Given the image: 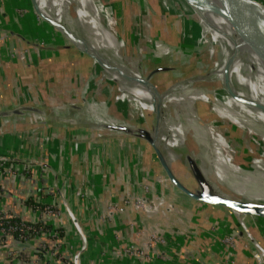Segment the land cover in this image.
<instances>
[{"label": "crops", "instance_id": "crops-1", "mask_svg": "<svg viewBox=\"0 0 264 264\" xmlns=\"http://www.w3.org/2000/svg\"><path fill=\"white\" fill-rule=\"evenodd\" d=\"M40 1L38 3L46 17L54 22L61 20V15L48 9V5ZM57 25L61 26L58 23ZM2 35H7L8 38L0 42V110L36 103L57 104L46 92L50 86L42 85V82L52 85L55 83L58 87L61 81L68 87L72 80L82 79L83 72L78 63L80 60L84 63L83 59L67 42L60 39L58 32L32 11L25 0L0 1V36ZM22 49L29 53L25 62L11 56V53H18ZM87 72L91 74L89 70ZM64 91L67 93L69 89L64 88ZM75 99L79 101V98ZM78 112L91 111L86 107ZM77 116H73L74 124L68 127L49 119L50 124L46 129L38 127L41 124L35 118H0V156L14 158L9 165H5L7 169H3L0 164V211L30 223L45 222L63 230L59 237L42 235L27 244L12 235L6 236L3 241L6 245L0 247V264H72L73 253L80 246V238L66 209L62 206L60 214L49 213L41 206L32 204L33 201H43L53 205L59 201L52 185V169L60 172V179L62 178L63 185L70 192L86 174L93 198L104 194L106 199H111V192L115 191L114 186L117 185L114 178L118 175L128 173L127 176H131L132 180L145 179L146 176L150 180V176L152 177L154 172L148 169L146 163L152 155H149V146L143 140L119 137L96 140L99 130L92 125L91 119L84 115ZM42 130L56 137L53 141L51 139L48 148L37 142V136H40ZM71 137L77 139V146H74ZM105 144L108 149L109 168L99 165V155L103 154L102 146ZM132 148H136V151ZM203 150L206 155L202 154L204 159L199 161L206 160L209 164L218 166L219 170V174L211 171L212 173L204 175L220 193L229 194L227 186L229 180L234 179V193L239 201L258 200L264 195V159L254 158L250 165L244 160L235 176L232 171V158L235 155L229 147H224L217 155L207 149ZM124 153L127 154L124 159H132L122 166L120 161ZM227 157L230 159L226 160ZM35 161L45 162L46 166L43 168ZM13 164L16 166L15 170H9ZM83 166H87L86 171ZM244 166L246 172L249 171L248 188L242 183V179L246 178L242 176ZM162 170L164 171L163 167ZM158 173L159 170L156 175ZM104 174L105 182L102 181ZM162 181L165 182L163 179H155L152 184L154 189L158 191L163 187L160 191L168 192ZM122 184L120 183L119 190L126 188ZM71 195L70 205L89 235V248L83 253L80 264H147L131 258L124 263H118L113 253V246L117 245L115 231L120 228L123 237L134 241L131 229L127 227V230H122L124 224H121V218L107 229L97 226L96 229L91 219L92 209L86 208L74 194ZM167 197L161 201L154 213L162 225L154 221L150 214H138L140 223L148 226L150 230H162L169 239L166 250L171 261H156V264H255L248 239L237 227L196 211L177 196L171 199L167 193ZM168 203L174 204L178 214V220L171 217V225L170 215L165 213ZM166 216L169 217L167 223ZM165 224L170 228L164 227ZM105 230L109 231L107 236ZM231 234L236 235L234 248L223 243V239ZM255 236L262 241L264 239L259 233H255Z\"/></svg>", "mask_w": 264, "mask_h": 264}, {"label": "bare ground", "instance_id": "bare-ground-1", "mask_svg": "<svg viewBox=\"0 0 264 264\" xmlns=\"http://www.w3.org/2000/svg\"><path fill=\"white\" fill-rule=\"evenodd\" d=\"M35 1L38 10L44 15L38 0ZM50 1L54 7H59V11L64 13L65 18L73 26L79 24V28L85 31L83 33L87 37L104 46L105 49L102 50L90 48L92 51L96 52L98 50L101 52L100 54L104 55V59L102 57L99 58V63L103 64L106 76L119 82L120 94L118 101L121 107L126 102H132L137 109L155 111L158 108L161 112L165 113L167 116L165 124H167L166 129L169 132V138H167L168 135L166 137L162 134L160 136L161 140L167 141L171 147H183L181 140L183 137L185 138L186 134L189 138H193V136L198 134L226 136L216 128L217 125L215 123L205 122V117L200 113L201 104L210 103L212 110L222 120L230 121L238 127L245 129L246 138H250L253 134L259 136V145L262 144L260 145L261 154H263L261 156L264 159V57L248 42L243 31L219 0H185L190 2V4L186 2L188 8H185L190 14L183 9L181 12L186 15L195 13V16H191L199 22L202 33H205L206 36H213L212 38H215V41L219 43L217 45H222L223 52L227 51L231 54L230 56L234 61V65H214V68L207 75L193 74L191 78L183 79L182 81H179V76L182 75L183 77L187 71L202 68L205 65L202 62L180 61L179 57L177 59L173 57L184 54L192 55L189 50L180 48L174 50V48L163 44L161 40L150 35L146 27L141 31L137 29V27H141L143 24L126 23L124 16L119 11L114 10L111 7V3L109 9L100 0ZM71 3L74 5V11L78 16L77 19H72L67 14L66 10ZM84 3H99L100 11L93 12L84 7ZM190 6L195 7L191 9L189 8ZM90 12L93 13V17L97 14L101 21V26L103 27L104 25V31L101 30L100 33H103L106 42L103 41L102 36L98 38L95 34L98 29L92 25L93 22H90L93 18ZM258 16L262 19L260 14ZM60 21L55 23L60 24V27L64 29L66 22L61 21V23ZM67 27L66 31L82 49L89 45L83 43L79 37L81 35L79 34L81 32L80 29H77L78 32L75 33L74 29L72 30L69 26ZM206 27L207 29H205ZM261 27L264 28L262 25ZM119 28L122 29L126 44L144 63L143 74L130 70L129 67L119 61L121 60L120 48L124 46V41L118 36L119 34L122 35L119 32ZM134 34L137 36H134ZM209 48H214V46L210 43ZM113 53H115L116 58H119L117 60L118 66L115 67L105 63V59L108 58L107 55L113 56ZM167 56L170 57L168 58ZM109 61L112 62V60ZM60 67L62 68V65ZM82 67L86 68L85 65H82ZM179 71H182V73L178 74ZM172 74L175 76V81L166 80V76ZM93 78V76H90L87 87L93 90V92L95 91L94 94L97 97L101 96L100 90ZM166 81L168 82L166 83ZM197 83L198 85H196ZM219 83L222 84L221 88L218 87ZM109 106L110 103L107 100L97 104L94 103L91 105L90 111L95 117L111 125H126L107 113ZM98 110H100V113ZM204 113L206 114V112ZM226 140L225 142L229 144L231 151L235 154L237 146L232 141L230 142L228 138ZM172 141L174 144H172ZM261 141L262 143H260ZM192 157L194 158L195 155ZM199 157L200 159H204L201 155ZM232 159V171L236 176V171L242 158L236 156ZM234 185V179H230L227 186L229 195H227L236 199ZM245 185L249 186L247 183ZM223 189L225 190L224 187ZM253 201L264 204V195L258 200Z\"/></svg>", "mask_w": 264, "mask_h": 264}, {"label": "rangeland", "instance_id": "rangeland-1", "mask_svg": "<svg viewBox=\"0 0 264 264\" xmlns=\"http://www.w3.org/2000/svg\"><path fill=\"white\" fill-rule=\"evenodd\" d=\"M41 1L43 2L44 5H46V4L48 5L47 6L48 9H51L52 11L56 12L59 16L61 15V17H62L61 21L66 22L72 30L74 29L75 33L78 32L74 28V26L71 24V22L67 18H65L64 13L59 11V7L58 8L56 6L54 7L53 3L50 0H41ZM41 1H40V3H42ZM100 1L104 2L105 5L107 6V8H109V9H110V3H111V7H113L114 10L119 11L124 16L126 23L132 22V23H136V24H143V25H141V27L140 26L137 27L138 30L141 31L144 27H146L147 32L150 35L161 40L163 44L170 46L171 48H174V50H176L178 48L187 49L192 53V55L191 54H184V55H177V56H173V57H179L180 59H183V60H197L199 62L205 63V65L202 66V68L193 69L192 71L191 70L187 71V73H185V75H183V77H182V75L179 76V78H178L179 81H182L183 79L185 80L187 78H191V75H193V74H197V75H199V74L205 75L206 74L207 75V73L211 69L214 68V65H218V66H228V65L232 66V65H234V61L230 56L231 54L227 51H224L225 52L224 53L222 48H221L222 45L221 46L217 45L219 43H217L215 41V38H212L213 36H211V35L206 36L205 33L204 34L202 33V29L200 27L199 22L191 16V15L195 16V13L191 14V15H186V14H183V12H181V10L183 9L188 14H190L188 12V10H185V8H188V6L186 4V2H188V1H185V0H100ZM188 3L190 4V2H188ZM84 5H85L84 7L90 9L93 12H99L100 11L99 3L98 4L84 3ZM194 7L195 6H190L189 8L193 9ZM41 10H43V9H41ZM26 12H28V10H26ZM26 12L24 11L23 13H26ZM90 15H91V17H93V13L90 12ZM93 19H94V21H93ZM90 22L91 23L93 22L92 25H94L98 29V30H96V33H95L98 36V38H101V36H102L103 41L106 42L105 36L103 35V33H100L101 30L104 31V28H103L104 25H103V27L101 26V24H100L101 21L99 19V16L96 14ZM100 26H101V28H100ZM205 29H207V27ZM119 32H121L122 36H123L122 29L119 28ZM134 36H137V35L134 34ZM60 39L65 42V40L61 36H60ZM88 41L90 43L89 48L90 47L91 48H98L101 50L105 49L104 46H101L97 41L91 40L89 37H88ZM210 43H211V45L214 46V48H209ZM223 43L225 44V42H223ZM126 45H127V49H128L129 54L133 56L131 59H132V64L134 65V68L138 69V71H140L143 74L144 68H145L144 63L137 57L136 53L128 46V44H126ZM101 57H104V55L101 54V56L99 58H101ZM78 64L81 66V69L83 72L82 76H81L82 79L79 80L80 82L78 80H72L73 82L72 83L70 82V85H68V87L64 86V84L61 81H60V84L58 87L55 85V83L52 85L50 83L42 82L43 83L42 85L50 86V88H48V90L46 92L48 94H50V97L52 96L51 99L54 100L57 104H60V105L63 104L64 106L69 108L71 116L78 115L77 117H79V116L84 115L88 119H91V121H95V119H93L95 116L91 112H89V113L81 112L80 113L70 106L72 103H78L85 108L86 107L90 108L91 105L94 103L97 104V103H100L102 101H106V100L108 101V97H106L107 95L102 92V89H101L102 85L99 86L96 78H93V79H94V82L96 83V86L100 90L101 96L97 97V95L94 94L95 91L93 92V90H91V89H89V87H87L90 76L92 77V75L87 72L88 69L86 66H85L86 68L82 67V65H84V63L81 60ZM179 73H182V71H179L178 74ZM168 79L170 81H175L174 74L166 76V80H168ZM167 82L168 81H166V83ZM104 83H105V81L103 80V83H101V84H104ZM163 84H165V83H163ZM200 84H202V83H200ZM105 85H106V83L104 84V86ZM196 85H198V83ZM114 87H115L114 90H116L117 84H115ZM218 87L221 88L222 84L219 83ZM64 88H67V90L69 89V91H67V93H66V91H64ZM89 97H90V99H89ZM75 98H79V101L76 100ZM110 108H111V106H109L107 113L111 116L112 114H111ZM98 111L100 113V110H98ZM204 112H206V114ZM200 113L205 117L204 118L205 122L215 123L217 125L216 128L226 135V136H223V135L220 136V135L215 134L214 136H212V135L210 136L208 134H198L196 136H193V138L188 137L189 138V144H190V150H191L190 152L192 153V155H195L194 159L199 164V166L202 169L204 174L205 173L210 174V173H212L211 171H214V173L216 171V173L219 174L218 166L212 165V163L209 164L208 161H206V160L203 162L199 161L200 157L199 156L197 157V155H202V154L206 155L205 154L206 151H204L203 149H207L210 152H212V154L217 155L219 153V151L224 149V147L230 148L229 144L227 142H225V141H227L226 140L227 138L230 140V142L232 141L237 146V149L235 150L234 158L236 156L242 158L241 159L242 161L240 160L241 161L240 165L243 163L244 160H246L247 165H250L251 163H253L252 160L254 158H263L261 156L263 154H261V150H260L261 149L260 145H262V144L259 145L258 141H260V140H259V136L257 134H253V135H251L250 138H246L245 137V134H246L245 129L238 127L237 125L233 124L230 121L222 120L212 110L210 103L201 104ZM41 127L45 128V129L47 128V126H45V125H40V128ZM33 128H35V127H33ZM45 134L46 133H44L42 130V133L40 134V136L45 135ZM118 135L119 134H117V132L104 131L102 137H100V138L96 137V140H104L107 137L129 138V137H124L122 135H119V136ZM217 136H218V138H217ZM131 139H133V138H131ZM134 139H136V138H134ZM185 139L186 138L183 137V139L181 140V142L183 144L182 146H184ZM260 143H262V141ZM133 144H134V141H133ZM134 145H133V147H134ZM102 147L104 149H103V154L99 155L101 158V162L99 163V165H103V166H106L109 168L108 161H107V158L109 157V155H107L108 149H106L107 144H105ZM132 149H133V151H136V148H132ZM148 149L150 152L149 155H152V156L149 157V155H148L149 161L147 162L146 159H145V161L148 165V169L153 170V172H154L152 177L150 176V180L148 179L147 176L145 177V179H139V180L134 179V180H132L131 176H127L128 173L125 175H118L117 178H114V181H116L117 185L114 186L115 191L111 192V196H112L111 199H106L104 197V194H102V196H99L98 198L97 197L93 198L94 195L90 191V188H91L90 182H89L88 178L85 176L86 175L85 174L83 179H81V182L76 187H82L83 189H85V195L86 196L83 198H80L76 193L68 191L67 199L69 201L68 202L69 205H70V199L69 198L72 197L71 194H74L75 197H77L80 200V204L84 205L86 208L89 207L92 209L91 219H93V221L95 223V225H94L95 228H96V226L99 228L111 226L114 224L115 221H117V219L119 220L121 218L122 219L121 224H124V227L122 230H127V227L129 229H131V234L133 233V235L135 237L134 241H131L132 239H128L126 237H123L120 234V232H122L121 229L117 228L115 233H116V235H119L123 241L122 244L121 243L119 245L117 244V246H116L117 248L124 246L128 243L139 244L143 240H145V238H143V237H137V234H136L137 233V227L138 228L146 227L147 233L150 231V228L148 226L140 223V220H139L140 218L138 219V214H140V215L141 214H146V215L150 214V216H152V219H154V221H157L158 223L161 224V222L159 221V217L155 216L154 213L158 210L161 201L165 200V198H168L167 193L171 199L173 197H176L175 193H177V190H175L173 188V186L171 185L167 175L162 170V166L159 163V160L157 159L156 155L153 154V150L150 147H148ZM126 155L127 154L124 153V155L121 156L122 161H120V163L122 166L124 165L125 162L126 163L131 162L132 157H134L133 152L131 154L132 155L131 158L128 157V159L127 158L124 159L126 157ZM145 157H147V153L145 154ZM229 159L230 158L227 157L226 160H229ZM146 163H145V165H146ZM83 170L86 171L87 166H83ZM157 170H159L158 175H156ZM242 172H241L242 176L243 177L246 176V178H244L242 180V183H244V185H245V183H247V180L249 177L248 173H247L249 171L246 172V166H244ZM59 174H60V172H59ZM160 175H162V176H160ZM155 179H163L165 182H163V181L162 182L165 183V187H166L168 192L160 191L161 189H163V187L160 188V190L156 191L152 185L153 182L155 181ZM61 180H62V178H61ZM102 181L103 182L106 181L105 174H104V177L102 178ZM140 181L144 182V183L147 182L150 185L152 193H153V195L150 197V198H152V200H150V201H153L155 197H158L159 205H158L157 209H155L153 212H150V213H143V212H139V211L135 210L133 208V206L130 205V206L126 207L125 213L118 215L112 222H110L109 224H107L105 226H102L101 221L100 220L98 221L97 216H95L93 209L96 206H99L102 209L101 211H104L106 209V207L110 204V202H116V204H118V205H123L122 201H123L124 194L131 192L133 190L135 191V193L140 194V192L134 186ZM120 183H123L122 186L124 185L126 187V188H124L123 191L119 190ZM52 185H53V180H52ZM233 188H235V186ZM247 188H248V186H247ZM56 194H57V192H56ZM178 195L180 196V194H178ZM57 197H58L59 201L55 202V203L61 204L63 206L62 198L58 194H57ZM181 199L184 201V199L182 197H181ZM91 201H92V203L90 204ZM169 204L170 203L166 204V206H165V210H166L165 213L170 215V221H169V217L166 216V223L169 221V223L171 225V223L173 222V219L171 217L176 218L178 220V214L176 213L177 210L175 208L173 209V208L169 207ZM168 207H169V210H167ZM131 214H134V216ZM135 215H137V216H135ZM164 227L170 228L166 224ZM171 227H174V226H171ZM84 231H86V230H84ZM153 231H159L160 233L163 232L162 230H157V229H154ZM76 232L78 233L79 238L81 240V235L79 234V232L77 230H76ZM87 235H88V233H87ZM116 235H115V237H116ZM88 237H89V235H88ZM79 245L80 246L78 247V249H76L77 251L81 249V241H80ZM116 247L113 246V253L117 259L116 261L118 263H124L125 259L120 261V259L117 258V252L115 253V251H114V249H117ZM88 248H89V246H88ZM75 251H74V253H75ZM74 253H73V255H74ZM166 258H167V256H166ZM168 258L171 259L170 256H168ZM127 259H129V258H127ZM72 264H73V262H72ZM151 264H156V263L153 262Z\"/></svg>", "mask_w": 264, "mask_h": 264}, {"label": "water", "instance_id": "water-1", "mask_svg": "<svg viewBox=\"0 0 264 264\" xmlns=\"http://www.w3.org/2000/svg\"><path fill=\"white\" fill-rule=\"evenodd\" d=\"M25 1L41 20L58 32L65 42L79 54L91 75L95 76L94 78H96L99 86L102 85V92L107 95L111 106V116L126 124L123 126L111 125L94 117L95 121H91V123L96 129L103 132H117V134L124 137L143 140L155 153L173 188L196 211L234 225L240 230L241 234L249 231L254 234L259 233L264 237V204L253 200L239 201L229 197L224 192L220 193L221 191L214 188L210 179L202 173L199 164L192 157L187 134L183 147H171L167 141L160 139L162 134L166 137L168 135L167 138H169V132L166 129L167 124H165L167 116L164 112H161L157 107L155 111L137 109L132 102H126L121 107L118 101L120 94L119 82L106 76L103 64L99 63L101 52L98 50L94 52L89 48L88 37L83 33L85 31L79 28V24H76L74 28L81 30L79 37L83 43L88 45L85 49H82L78 43L72 40L66 31L67 26H69L67 23L66 27L64 25V29L61 28L51 18L46 17L38 10L35 0ZM219 2L238 24L248 42L264 57V28L261 27V25L264 26V1L219 0ZM66 11L72 19H77L78 16L72 3ZM258 14L261 15L262 19L259 18ZM118 36L124 41V46L120 48L121 60L118 57L116 58L115 53H113V56L107 55L108 58L105 59V63L115 67L118 66L117 60H119L130 70L141 73L132 64L131 58L133 56L128 52L124 37L120 34ZM102 59L104 58L102 57ZM109 60H112V62ZM103 80L106 83L105 86V83L101 84ZM115 84H117L116 90H114ZM70 106L77 111L85 109L78 103H72ZM21 117L35 118L38 124L45 126L49 125V119H52L63 127L74 124L73 118H75L70 115L69 108L63 104L36 103L0 110V118L4 120Z\"/></svg>", "mask_w": 264, "mask_h": 264}, {"label": "built area", "instance_id": "built-area-1", "mask_svg": "<svg viewBox=\"0 0 264 264\" xmlns=\"http://www.w3.org/2000/svg\"><path fill=\"white\" fill-rule=\"evenodd\" d=\"M4 1V0H0ZM8 37L7 35L0 36V42L3 40H6ZM11 56L21 59L22 61L28 60V50L22 49L18 53H11ZM103 131H99L98 137H102ZM54 135L46 133L42 136H37L38 143L45 145V147L48 148V145L52 139L54 140ZM74 146H77V139H73L71 137ZM36 139V140H37ZM14 160L13 157H6V156H0V164L2 165L3 169L5 168V165H9L10 162ZM40 164L41 167H45V162H39L35 161ZM49 166V165H47ZM16 166L13 164L12 167H10L9 170H15ZM153 173V170H151ZM52 180H53V187L57 194L62 198V204L63 208H65L72 220L73 225L75 226L76 230L81 235V249L76 250L72 262L73 264H80L82 255L84 251L86 252L89 246V237L84 231V227L81 224L77 214L75 211L71 208V205L68 204V188L65 187L60 179V174L57 169H52ZM136 189L140 192V194L135 193V191L128 192L124 194L123 196V205H118L116 202H110V204L106 207L104 211H101V207L96 206L94 208L95 216H97L98 221L100 220L102 223V226H105L112 222L118 215H121L126 212V207L133 206V208L139 212L143 213H150L153 212L155 209H157L159 205L158 197H155L153 201L152 198H150L153 193L151 190L150 185L146 182H138L136 185H134ZM123 191V190H121ZM72 192L76 193L80 198L85 197V189L82 187H75L73 188ZM170 208L174 209V204H169ZM169 207L167 210H169ZM46 212L49 213H57L60 214L62 211V205L61 204H53L52 206H46L44 207ZM72 209V210H71ZM96 218V217H95ZM0 221L2 223L0 224V236H8L12 235L14 236L18 241L22 243H29L33 238L42 236V235H50L53 237H59L62 235V229L59 227H53V229L50 231L48 229H45L43 227H36L32 225V223L24 221L20 219L19 221H11V216H7L4 213L0 211ZM5 222V223H4ZM14 233H17L18 236H15ZM245 236L248 239V246L252 250V259L255 262V264H264V239L263 241L258 239L253 233L246 231L244 232ZM137 237H143L145 240H143L141 243H128L121 247H116L117 249H114L115 253L117 252V258L122 261L123 259L132 258L136 259L140 262H145L147 264H151L153 262L156 263V261H164V262H170L171 259L168 258L169 254L166 250L167 245L169 244V239L166 237L165 233H160L159 231H153L150 230L147 233L146 227L138 228L137 227ZM116 242L119 245L122 244V239L119 235H116ZM235 240L236 235L231 234L227 235L223 239V243L228 245L229 247L234 248L235 247ZM6 245L5 243L0 244V247ZM164 247V248H163ZM167 256V258H166ZM168 259V260H167Z\"/></svg>", "mask_w": 264, "mask_h": 264}, {"label": "trees", "instance_id": "trees-1", "mask_svg": "<svg viewBox=\"0 0 264 264\" xmlns=\"http://www.w3.org/2000/svg\"><path fill=\"white\" fill-rule=\"evenodd\" d=\"M176 194V196H177V198L179 199V200H182L181 199V197L177 194V193H175ZM32 204H34L35 206H41V208H44V207H46V206H52V204L51 203H48V202H43V201H33L32 202ZM131 215H133L134 216V214H131ZM20 220V218H17V217H14V216H11V221H19ZM2 223V221H0V224ZM5 223V222H4ZM32 225H34V226H36V227H43V228H45V229H48V230H52L53 229V226L52 225H50V224H47V223H45V222H38V223H34V222H32ZM106 229L107 228H109V226H106L105 227ZM105 235L107 236V234H109L108 232L109 231H106L105 230ZM14 235L15 236H18V234L17 233H14ZM4 239H5V237L4 236H0V244H3L4 242ZM126 260V259H125ZM162 262V261H161ZM157 263V262H156Z\"/></svg>", "mask_w": 264, "mask_h": 264}]
</instances>
